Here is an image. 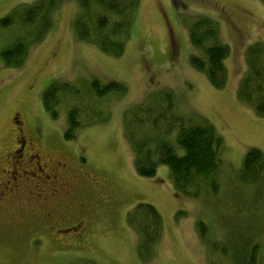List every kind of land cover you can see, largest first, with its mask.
<instances>
[{
  "label": "rangeland",
  "instance_id": "rangeland-1",
  "mask_svg": "<svg viewBox=\"0 0 264 264\" xmlns=\"http://www.w3.org/2000/svg\"><path fill=\"white\" fill-rule=\"evenodd\" d=\"M35 1L0 0V264H75L83 259L97 264H232L211 253L201 240L200 221L208 226L212 241L222 244L254 235L253 242L262 248L264 183H242L237 174L249 150L264 153V117L238 97L248 70L247 49L264 43V0H140L132 37L120 57L78 39L74 31L78 2L63 0L52 15L48 34L30 45L22 68L6 67L2 50L28 35L22 15L10 26L1 20L15 7ZM198 16L218 22L220 40L230 49L222 89L191 63L193 57L205 58L189 36V23ZM94 79L121 82L126 92L92 101L107 114L101 122L83 105L81 124L68 139V114L75 102L64 98L54 116L45 108L44 91L57 81L86 88ZM164 90L173 92L179 115L209 120L223 136L226 164L216 195L196 199L177 193L167 166H159L152 178L137 173L125 115ZM20 135L27 144H35L45 168L31 165L25 169L36 174L21 172L20 180L12 184L17 168L11 167V152ZM58 162L66 164L61 171L75 184L72 194L45 183L44 177L54 173ZM90 177L95 179L91 183ZM53 188L57 196L51 194ZM139 202L154 205L164 221L163 239L147 263L139 259L138 237L127 222ZM82 203L87 211L81 212ZM57 204L63 218L53 208ZM40 209L54 219L41 217ZM79 220L83 233L76 236L78 228L70 225Z\"/></svg>",
  "mask_w": 264,
  "mask_h": 264
},
{
  "label": "trees",
  "instance_id": "trees-1",
  "mask_svg": "<svg viewBox=\"0 0 264 264\" xmlns=\"http://www.w3.org/2000/svg\"><path fill=\"white\" fill-rule=\"evenodd\" d=\"M62 1L37 0L23 4L1 20L3 26H10L11 21L15 22V16L22 15L21 25L28 35V38L20 37L11 47L2 50L6 67L22 68L30 45L41 42L48 34L52 15ZM76 1L79 11L74 20V31L78 39L97 44L109 56H122L132 37V24L140 0ZM189 36L195 47L205 55V58L193 57L192 65L204 72L215 88H224L227 82L225 60L230 49L220 40L218 22L212 17L198 16L189 23ZM247 61L248 70L239 86L238 97L264 117V43H254L248 47ZM125 92L126 86L117 81L102 83L94 79L86 88L57 81L44 91L43 101L45 108L54 116L64 98L75 102L69 110V128L66 133V138L72 139L81 124L83 105L84 111L91 108L93 116L97 115L94 120L101 122L106 120L107 114L95 108L92 101L94 104L109 94L121 96ZM125 119V134L133 146L139 176L152 178L156 176L159 166H167L177 193L196 199L218 193L221 171L226 164L222 159L224 139L209 120L179 115L177 100L171 90L154 94L150 100L127 112ZM174 129L176 144L172 141ZM179 148L183 150L181 154ZM238 171L237 178L242 183H264V153L258 148L249 150ZM38 214L50 218V213H45L43 209ZM127 222L137 234L141 262L153 260L164 235L160 211L150 203L139 202L130 210ZM197 228L201 240L211 253L231 259L232 264H264V246L261 248L257 242H253L254 235L235 241L228 239V242L221 244L211 240L206 223L200 221ZM75 264L97 263L83 259Z\"/></svg>",
  "mask_w": 264,
  "mask_h": 264
},
{
  "label": "flooded vegetation",
  "instance_id": "flooded-vegetation-1",
  "mask_svg": "<svg viewBox=\"0 0 264 264\" xmlns=\"http://www.w3.org/2000/svg\"><path fill=\"white\" fill-rule=\"evenodd\" d=\"M18 130H19L20 133L23 132V130L22 129L20 130V128ZM16 143L17 144H15L13 146L12 152H11V154H12L11 157H12L13 162H14V164L11 165V167L14 168V169L17 168V170H14V172H13V176H12V182L13 183L12 184H16L18 182V180H20V178L22 177L21 172L23 174H28V175L30 173L31 174H36L35 172H31V171L25 169V168H28L31 165L38 166V169L40 171H43L44 168H45L42 164H40V160H42L43 157L40 155V153L37 150L35 144H27V142L24 139L23 135H20L17 138ZM65 165L66 164H64L62 162H58L56 164V166L53 168V172L54 173L52 175H47L44 178L46 180L45 183H52V185H54V186L61 187V188H63L62 192H65L67 195H69V194H72V191H73L72 187L75 184L72 185L71 179H68L67 175H65L62 172L64 169H66ZM86 177L88 179V175ZM26 179L30 180L29 178H26ZM90 179H92V180H88V181L91 183V181H93L94 178L90 177ZM3 193H5V191ZM51 194L54 195V196H57L58 195V191L53 188V191L51 192ZM46 196L47 195H45L44 198L41 199V201L44 200L46 198ZM62 197H64V196H62ZM56 198L59 199L61 197H56ZM79 207L82 209L81 212L87 211L86 203L80 204ZM53 208H55L56 209L55 212L60 215V213H59V209H60L59 205L57 204ZM50 217L53 218L52 213H50ZM60 218H63V216L60 215ZM50 222L52 223V225L55 224L52 221H50ZM82 223H83V221L79 220V222L73 223L74 225H72V226H76L78 228V230H79V234H77L76 236H80V234L83 233V226L82 227L80 226V224H82ZM87 223L88 222H86L85 224H87ZM52 225H51V228H52Z\"/></svg>",
  "mask_w": 264,
  "mask_h": 264
}]
</instances>
